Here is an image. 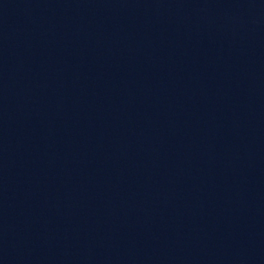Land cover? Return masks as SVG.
Returning a JSON list of instances; mask_svg holds the SVG:
<instances>
[{
	"label": "water",
	"instance_id": "obj_1",
	"mask_svg": "<svg viewBox=\"0 0 264 264\" xmlns=\"http://www.w3.org/2000/svg\"><path fill=\"white\" fill-rule=\"evenodd\" d=\"M0 144L150 189L264 253V0H0Z\"/></svg>",
	"mask_w": 264,
	"mask_h": 264
}]
</instances>
